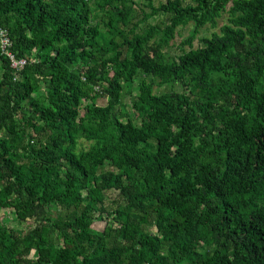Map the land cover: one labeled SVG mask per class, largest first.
<instances>
[{"label": "trees", "instance_id": "trees-1", "mask_svg": "<svg viewBox=\"0 0 264 264\" xmlns=\"http://www.w3.org/2000/svg\"><path fill=\"white\" fill-rule=\"evenodd\" d=\"M0 29V211L35 223L0 215V264H264V0H0Z\"/></svg>", "mask_w": 264, "mask_h": 264}, {"label": "rangeland", "instance_id": "rangeland-1", "mask_svg": "<svg viewBox=\"0 0 264 264\" xmlns=\"http://www.w3.org/2000/svg\"><path fill=\"white\" fill-rule=\"evenodd\" d=\"M159 0H156V4H158ZM226 18L227 17H224L223 19L219 20V25L217 28H211V27H206L205 29L201 30L199 36H198V39L199 38H203V37H207V36H210L213 32H219V28L226 22ZM194 29L193 26H189L185 29H182L181 30V37L178 36L177 39L174 41V43L176 44H180L181 41H183L184 39H187L188 37H190L191 33H192V30ZM198 39L195 40V45L198 46ZM176 89L178 91H181V87H179L178 85L176 86ZM40 93H43V91H41ZM133 95L136 96L138 95V90L135 88L134 91H133ZM127 102H129V99L127 100ZM109 198H111L112 200L116 199L117 196L116 194H110L108 195ZM0 215L4 218V222L9 226V227H12V228H17V227H24L25 230H31L34 226H35V223L33 221H28L26 223H24L22 226L18 225L15 218H14V215L13 213L7 211V210H1L0 211Z\"/></svg>", "mask_w": 264, "mask_h": 264}, {"label": "built area", "instance_id": "built-area-1", "mask_svg": "<svg viewBox=\"0 0 264 264\" xmlns=\"http://www.w3.org/2000/svg\"><path fill=\"white\" fill-rule=\"evenodd\" d=\"M0 42H1V50L6 57L10 60L11 67L15 69L17 72L21 71L27 61L25 59H17L15 55L11 52L10 48L12 46L11 40L8 38V34L5 30L0 29Z\"/></svg>", "mask_w": 264, "mask_h": 264}]
</instances>
